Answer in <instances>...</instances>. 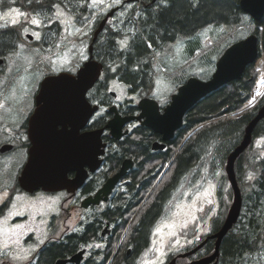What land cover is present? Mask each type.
Masks as SVG:
<instances>
[{
    "label": "trees",
    "instance_id": "obj_1",
    "mask_svg": "<svg viewBox=\"0 0 264 264\" xmlns=\"http://www.w3.org/2000/svg\"><path fill=\"white\" fill-rule=\"evenodd\" d=\"M240 1L135 0L129 11L116 14V18L108 21L101 34L102 37L95 43L96 57L104 66L103 76L96 83L95 88L104 92L110 80L116 79L126 84L130 93L139 97L152 95L156 85L157 55L167 44L175 42L179 37L192 36L210 25L228 26L225 34H229L230 40L223 44L225 39L221 37L225 34L217 37L219 42L218 44L216 42V47H220L221 50L251 33L257 34L260 39V57L264 54V19L256 21L244 13ZM3 2L20 6L29 13L43 11L54 13L55 9L62 6L77 21L88 20L93 13L91 0H10V2L4 0ZM20 39L22 36L19 26L1 29L0 56L14 52L17 48L16 43ZM121 42H125V47L119 46ZM187 70L188 68L184 67L173 73L171 78L179 81L178 77ZM256 77V65L253 63L246 67L241 79L225 84L200 99L186 113L183 126L177 131L176 138L169 143L168 149L151 152V141L156 137L148 127L138 129L143 134L140 139L126 140L123 143L122 152H127L125 149L129 150V146L133 145L134 151L139 153L142 160L140 167L150 162V171L146 175L149 180L143 196L154 185L177 151L165 175L167 178H164L165 185L168 186L173 180L188 176L198 179L200 186L219 178L220 184L216 185V194L220 210L213 217L212 233L221 228L233 199V191L227 184L228 178L224 172L227 157L240 144L246 126L264 103L263 96L259 104L237 113L249 99ZM185 80L186 78L179 84ZM100 100L102 106H110V102H107L108 95L106 99L103 95ZM107 118L106 113L102 115L100 127L106 125ZM197 126L199 127L194 131L197 133L193 132L180 146L187 134ZM256 139L260 140L258 148L254 146ZM259 150L262 152L260 153ZM118 158L116 155L114 160L118 161ZM219 170L223 172L220 177ZM236 176L243 195L242 212L238 221L222 240L217 264H264V119L255 128L251 145L237 159ZM164 190L158 188L152 191L150 197L154 200L133 229V236L138 240L139 237H146L148 223L159 210L166 193ZM91 232H93L92 227H88L81 236L71 234L67 241L68 245L54 243L49 246L41 255L42 264H53L57 256L77 251L81 238ZM201 241H197L194 246L185 247L178 253L190 250ZM214 247V240L210 239L189 258L207 256L214 251ZM189 258H184L182 261Z\"/></svg>",
    "mask_w": 264,
    "mask_h": 264
},
{
    "label": "flooded vegetation",
    "instance_id": "obj_2",
    "mask_svg": "<svg viewBox=\"0 0 264 264\" xmlns=\"http://www.w3.org/2000/svg\"><path fill=\"white\" fill-rule=\"evenodd\" d=\"M115 7H117V12H120L125 7V4H117L113 8ZM101 34H99L98 38L102 37ZM77 69L74 73H76ZM106 86L107 89L104 92L96 89L95 85L88 91L87 95L92 104H99L101 106L100 97L104 95L106 99L108 95L107 102H111V105H116L118 112L123 117L138 116L141 113L138 107V101L141 97H124L120 99L116 91L109 89L110 84ZM38 92L39 89L36 95ZM158 102L160 111L163 112L165 106L170 103V99L165 103L159 100ZM110 106H106L105 108L108 116L107 122L114 116V113L108 111ZM35 108L36 103L34 101L25 121L1 144V146L11 144L12 148L10 151L18 148L25 150L26 157L24 164L16 175L13 187L14 193L9 194L0 205V234L6 230L10 232L15 229L20 232L17 240L0 249L5 250V252H1L0 264H42L41 255L46 248L54 243L68 245L67 241L71 234L81 236L86 232L88 227H92L93 232L81 238L82 241L78 244V250L72 254L67 253L64 256H57L53 264H59L60 262H65L63 264H87L88 262H93L94 264H144L147 252L149 251L147 249L153 243L158 244L159 240H155V237L159 230L164 229L168 216L174 215L180 209V205L190 203L195 195H199L201 186L198 179L188 176L184 179H175L168 186L165 185L166 182L163 180L166 178L165 175L175 157V153L158 176L154 185L143 196V192L147 189V181L149 180V177L146 175L150 171V162L140 167L142 163V160H140L141 156L134 151L133 145L129 146V150L125 149L127 152H122L124 150L123 143L126 140L140 139L143 134L138 129H145L147 127L142 124V120L133 119L125 124L122 130L123 135L119 138L111 135L108 130L104 132L102 138L106 143V148L105 153L101 156L102 162L95 171H92L89 165L84 166V169L88 171V176L78 189L75 191H69L68 189L45 191L39 188L33 192L26 191L20 186L18 177L26 163L28 151L31 147L29 121ZM102 115H100V112L96 113L89 123L80 130V133L100 128L101 123L99 122ZM176 133L172 138L164 141L162 134L154 132L156 138L151 141V152L168 149L169 143L176 138ZM187 136L180 146L188 139L189 136ZM156 141L164 143L165 148L153 149V143ZM116 155L119 157L118 161L114 160ZM126 160H130L131 165L114 185L108 197L106 198L102 194L98 201L87 202L89 198L97 196L108 179L121 170ZM76 175L77 171L75 170L68 172L69 179L75 178ZM158 188L160 190L166 188V193L162 198L159 210L148 223L146 237L140 238L137 236L139 237L138 240L133 236V229L139 224L142 215L149 209L154 200L150 197L152 191H156ZM17 192L23 193L19 194ZM17 196L23 198L22 202H25L27 199L31 200L29 207H36V210L27 208L23 211H13L11 208L15 205L17 200L15 198ZM18 218L21 220L16 221ZM197 220L199 222V218ZM212 221L213 216L210 218L208 214L206 222L202 223L203 225L205 224V228H209L208 234L212 233ZM3 227L6 229H3ZM121 230L122 233L119 234ZM111 248H113L112 252H110ZM8 249L14 251V257L10 258L7 255ZM80 251H83V256L79 263L67 262L68 259ZM107 255H109L108 259L105 260ZM176 255L169 258L172 259ZM167 260L168 256L164 254L163 261L160 264H166ZM190 260V258L186 261H182L181 258L177 259L179 263H186Z\"/></svg>",
    "mask_w": 264,
    "mask_h": 264
},
{
    "label": "rangeland",
    "instance_id": "obj_3",
    "mask_svg": "<svg viewBox=\"0 0 264 264\" xmlns=\"http://www.w3.org/2000/svg\"><path fill=\"white\" fill-rule=\"evenodd\" d=\"M3 1L0 0V30L19 26L22 39L16 43L15 51L7 55V64L0 73V146L25 121L42 80L47 75L63 70L75 72L89 56L90 39L103 14L117 4H125V0H92L93 13L90 18L77 21L62 6L55 9L54 13L45 11L29 13L20 6ZM131 6L132 2L125 4L118 14L126 13ZM227 30V25H210L192 36L179 37L175 42L167 44L156 58L157 73L155 89L152 91L153 97L165 103L176 91L179 82L185 78L191 75L203 80L210 78L221 51L223 53L226 49V47L222 50L216 47V42L217 44L219 42L217 37L225 34ZM27 34L33 35L32 41ZM221 38L225 39L224 44L231 37L225 34ZM125 45V42L119 44L121 48ZM184 67L188 70L192 68L180 75L179 81H174L173 73ZM109 84V89L116 91L120 99L139 97L137 94L129 93L127 85L116 79L110 80ZM250 99L251 97L248 101ZM245 107L247 106L242 107L237 113L244 111ZM105 108L102 107L100 115L105 112ZM254 143L255 148L260 147V140L256 139ZM259 152L261 153L262 150ZM25 157V150L20 148L4 154L0 153V205L9 194L14 193L16 175L24 164ZM222 173L221 170L218 171L219 177ZM219 182V178L214 179L213 182H206L200 187L199 195H195L190 203L180 205V209L174 215L168 216L164 229L159 230L155 237V240H159L158 244L153 243L147 249L149 251L144 264H160L164 254L174 256L185 247L194 246L197 241L203 240L208 235L209 228H205V224L202 223L206 222L208 214L210 218L215 217L220 210L216 194V185L220 184ZM227 182L231 187L228 180ZM15 200V205L11 208L13 211H23L27 208L36 210V207H29L31 200L22 202L23 198L19 196ZM20 220L18 218L16 221ZM7 231L9 230L0 234V249L19 238L20 232L16 229ZM1 252L5 250H0V255ZM7 255L10 258L14 257V251L8 249Z\"/></svg>",
    "mask_w": 264,
    "mask_h": 264
},
{
    "label": "water",
    "instance_id": "obj_4",
    "mask_svg": "<svg viewBox=\"0 0 264 264\" xmlns=\"http://www.w3.org/2000/svg\"><path fill=\"white\" fill-rule=\"evenodd\" d=\"M242 10L256 21L264 19V0H241ZM112 10L101 22L95 32L93 42L103 29L106 21L113 15ZM32 39L31 35H28ZM93 43L89 46L90 56L78 69L76 74L60 72L46 76L40 84L36 96V108L29 121V138L31 147L28 158L19 176V183L23 189L33 192L39 188L45 191L68 189L75 191L86 180L89 165L95 171L101 164V156L105 153L106 143L103 141L104 131L119 138L123 135V127L133 119L142 120V124L154 132L163 135V140L174 136L175 131L183 124L184 115L200 99L225 84L241 79L246 67L253 64L259 55V36L255 33L231 44L216 63V69L208 80L195 76L190 77L172 95L171 102L160 111L159 103L151 97L141 98L138 107L141 113L138 116L123 117L116 105L108 111L114 116L104 127L80 133V130L89 123L93 115L99 110V105H93L87 98V93L100 78L103 64L94 59ZM4 58L0 57V67ZM264 119V103L257 114L245 128L242 141L227 157L225 171L233 190V202L221 228L206 237L193 249L180 253L179 257H187L196 253L210 239L215 240L214 251L205 257L190 261L186 264H217L220 256V246L224 236L238 221L243 207V196L236 176L237 159L246 151L253 141V132L258 123ZM196 129V128H195ZM12 148L5 144L0 151L5 152ZM165 144L154 142L153 149H163ZM131 161L126 160L121 170L110 177L100 189L95 198L87 202H95L104 194L106 198L114 185L122 177ZM75 170L77 175L68 178V172ZM83 251L73 255L67 262L79 263ZM65 262H60L63 264ZM167 264H181L174 257Z\"/></svg>",
    "mask_w": 264,
    "mask_h": 264
},
{
    "label": "bare ground",
    "instance_id": "obj_5",
    "mask_svg": "<svg viewBox=\"0 0 264 264\" xmlns=\"http://www.w3.org/2000/svg\"><path fill=\"white\" fill-rule=\"evenodd\" d=\"M241 6V5H240ZM258 71H259V76H258V81H257V87L255 89V93L252 97V100L249 102V104H256L258 103L261 98L264 96V58L260 59L258 61ZM201 125V124H200ZM205 126V125H204ZM199 130V129H198ZM195 133V132H194ZM197 133V132H196ZM195 133V134H196ZM215 137V136H214ZM139 143V142H138ZM228 148V147H227ZM139 150V149H138ZM197 154V152H196ZM197 157V155H196ZM143 158V157H142ZM164 181V180H163ZM256 206V205H255ZM137 233V232H136ZM125 244V243H124Z\"/></svg>",
    "mask_w": 264,
    "mask_h": 264
}]
</instances>
